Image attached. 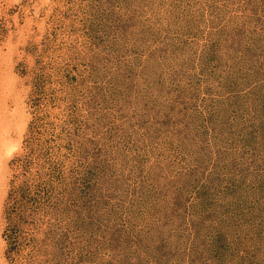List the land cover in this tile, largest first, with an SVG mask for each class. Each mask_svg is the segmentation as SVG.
I'll return each instance as SVG.
<instances>
[{
    "label": "rangeland",
    "instance_id": "obj_1",
    "mask_svg": "<svg viewBox=\"0 0 264 264\" xmlns=\"http://www.w3.org/2000/svg\"><path fill=\"white\" fill-rule=\"evenodd\" d=\"M0 264H264V0H0Z\"/></svg>",
    "mask_w": 264,
    "mask_h": 264
}]
</instances>
